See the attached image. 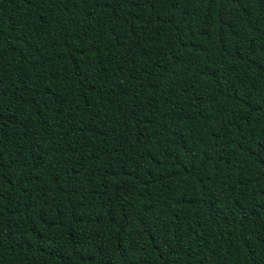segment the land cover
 <instances>
[{
  "label": "trees",
  "instance_id": "obj_1",
  "mask_svg": "<svg viewBox=\"0 0 264 264\" xmlns=\"http://www.w3.org/2000/svg\"><path fill=\"white\" fill-rule=\"evenodd\" d=\"M0 264H264V0H0Z\"/></svg>",
  "mask_w": 264,
  "mask_h": 264
}]
</instances>
